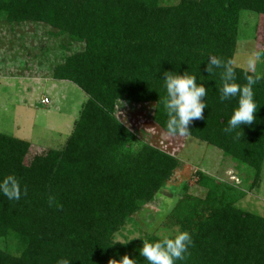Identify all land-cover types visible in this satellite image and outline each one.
<instances>
[{"label": "trees", "instance_id": "obj_1", "mask_svg": "<svg viewBox=\"0 0 264 264\" xmlns=\"http://www.w3.org/2000/svg\"><path fill=\"white\" fill-rule=\"evenodd\" d=\"M242 11L264 15V0H0V23L46 25L51 39L76 45L55 65L51 78L76 85L88 97L63 148L36 151L27 141L0 133V180L14 175L21 197L0 194V264H109L139 255L146 234L116 236L155 200L182 163L173 154L139 141L116 117L119 101L153 104L151 120L164 134L165 72L197 77L206 88L203 119L192 137L220 149L252 171L253 190L264 165V79L254 88L257 123L243 134L225 133L238 97L221 103L220 72L205 71L209 56L233 61L236 83L254 72L234 65ZM65 38V39H64ZM74 47V46H73ZM72 48V47H71ZM260 51H264V48ZM264 67V58H262ZM264 73V72H263ZM203 198L186 188L165 220L174 237L193 243L175 264H264V217L245 212L231 185L199 172ZM26 189V194L24 190Z\"/></svg>", "mask_w": 264, "mask_h": 264}, {"label": "rangeland", "instance_id": "obj_2", "mask_svg": "<svg viewBox=\"0 0 264 264\" xmlns=\"http://www.w3.org/2000/svg\"><path fill=\"white\" fill-rule=\"evenodd\" d=\"M12 27L0 23V133L32 143L36 151L61 149L88 97L70 82L65 86L59 84L60 90L55 95L47 88L54 81L51 78L54 66L63 56L72 53L76 45H70L66 40V49L61 48V42L51 39L49 27L43 24ZM263 48L264 15L242 11L234 65L253 72L248 68V59L254 51ZM255 71L264 72L262 60L257 62ZM14 76H40L43 84L36 87L34 81L25 82ZM44 98L48 103L41 102ZM153 111V104L119 101L115 115L139 141L175 155L182 166L155 200L128 221L116 236L117 241H130L146 234L174 235L165 227V220L185 189H189V195L198 198H203L206 193V189L198 184L199 172L233 186L238 195H243L237 206L264 217V165L261 181L252 190V171L248 167L238 165L226 158L220 149L195 138L162 133L151 120ZM0 247H4L1 242Z\"/></svg>", "mask_w": 264, "mask_h": 264}, {"label": "clouds", "instance_id": "obj_3", "mask_svg": "<svg viewBox=\"0 0 264 264\" xmlns=\"http://www.w3.org/2000/svg\"><path fill=\"white\" fill-rule=\"evenodd\" d=\"M264 58V51H254L248 59V68L255 74L246 76V84L240 85L236 81V72L233 61H224L215 56H209L205 71L212 74L222 69L220 78L222 87L219 89L221 103L238 97V106L233 109L227 120L225 133L237 132V138L243 134L241 125L251 126L257 123L256 113L259 110L254 99V86L264 79V73L255 71L257 62ZM163 86L166 90L164 108L167 113L165 124L169 136H190L189 126L195 121L203 119V110L207 107L204 99L207 92L203 84L197 83V77L184 72L182 75L175 72H165ZM26 194V189L24 190ZM0 194L9 201L19 200L21 188L14 175H7L0 180ZM139 255L145 258L148 264H175L177 260H184L193 240L187 231L178 232L174 237L165 236L163 239L148 242L142 240ZM58 264H70L67 259H60ZM109 264H136V260L124 255L119 261L110 260Z\"/></svg>", "mask_w": 264, "mask_h": 264}, {"label": "crops", "instance_id": "obj_4", "mask_svg": "<svg viewBox=\"0 0 264 264\" xmlns=\"http://www.w3.org/2000/svg\"><path fill=\"white\" fill-rule=\"evenodd\" d=\"M42 77V76H41ZM14 79H19V80H24L25 82H32L33 81L36 83L35 86H41L43 84V81H41L42 79L40 78V76H32V77H29V76H14L13 77ZM48 80H51L50 78H47ZM45 80V79H44ZM68 82H65V81H53V84L51 85L50 88H47V90H50L51 92L55 93L57 91L60 90V85H67ZM47 87V86H46ZM29 92V91H28ZM45 99V98H44ZM51 101V100H50ZM23 102L25 103L26 102V99L23 100ZM42 102V101H41Z\"/></svg>", "mask_w": 264, "mask_h": 264}, {"label": "built area", "instance_id": "obj_5", "mask_svg": "<svg viewBox=\"0 0 264 264\" xmlns=\"http://www.w3.org/2000/svg\"><path fill=\"white\" fill-rule=\"evenodd\" d=\"M42 103H43V104L48 103V99H43Z\"/></svg>", "mask_w": 264, "mask_h": 264}]
</instances>
